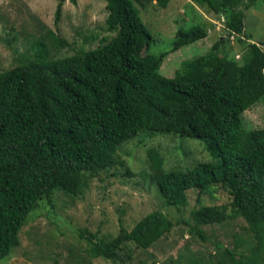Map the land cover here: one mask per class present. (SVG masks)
<instances>
[{
	"label": "trees",
	"instance_id": "obj_1",
	"mask_svg": "<svg viewBox=\"0 0 264 264\" xmlns=\"http://www.w3.org/2000/svg\"><path fill=\"white\" fill-rule=\"evenodd\" d=\"M105 1V25L113 34L109 40L55 60L43 50L0 72V260L20 245V231L41 199L55 189L82 195L89 180L113 165L117 149L140 134H176L202 141L217 162L166 171L160 154L151 149L150 180L164 204L178 208L189 190L225 186L233 216L245 221L254 241L248 254L217 245V261L190 264H264V128L246 129L240 112H234L235 106L249 109L264 97L263 51L249 44L250 58L240 65L219 55L225 42L219 41L166 78L160 74L166 54L142 57L152 35L137 7L164 0ZM192 1L223 18L228 35L242 42L239 8L259 0ZM64 2L59 0L56 18ZM206 37L207 30L199 26L179 30L172 52ZM227 218L213 206L190 212L192 230L201 239V226ZM172 226L155 211L129 231L121 227L108 242L85 236L88 253L115 261L127 243L148 249Z\"/></svg>",
	"mask_w": 264,
	"mask_h": 264
},
{
	"label": "rangeland",
	"instance_id": "obj_2",
	"mask_svg": "<svg viewBox=\"0 0 264 264\" xmlns=\"http://www.w3.org/2000/svg\"><path fill=\"white\" fill-rule=\"evenodd\" d=\"M58 2L0 0V72L32 60L43 50L48 59L55 60L94 49L113 36L105 25V0H65L56 18ZM137 7L152 35L142 57L166 54L160 67V74L166 78L174 77L184 62L211 52L219 41H225L219 55L235 59L240 65L250 58L249 44H256L264 53V3L260 0L239 8L244 15L242 42L228 35L223 18L192 0L154 1ZM195 26L207 30V37L172 52L176 33ZM234 112H240L246 129L264 128V97L249 109L235 106ZM151 149L160 154L166 171H185L200 163L217 162L198 139L140 134L117 149L113 165L89 180L82 195L70 197L55 189L50 197L41 199L20 231V245L0 264H190L194 260L217 261V245L248 254L254 241L245 221L232 214L229 190L220 184L189 190L183 206H166L150 180ZM205 206L224 210L228 218L221 224L201 226L205 238L201 239L192 230L190 212ZM155 211L173 226L150 248L127 243L122 258L115 261L90 257V243L85 236L108 242L121 227L129 231ZM126 253L129 258H125Z\"/></svg>",
	"mask_w": 264,
	"mask_h": 264
}]
</instances>
